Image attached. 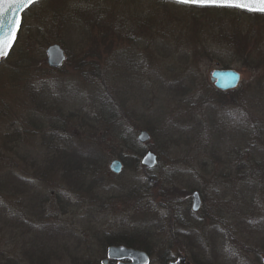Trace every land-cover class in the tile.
Returning a JSON list of instances; mask_svg holds the SVG:
<instances>
[{
  "label": "rangeland",
  "instance_id": "1",
  "mask_svg": "<svg viewBox=\"0 0 264 264\" xmlns=\"http://www.w3.org/2000/svg\"><path fill=\"white\" fill-rule=\"evenodd\" d=\"M236 9L37 0L22 12L0 58V264H102L115 234L149 242V264H263L264 199H238L235 166L264 139V12ZM52 43L66 54L56 68ZM214 69L238 85L218 90ZM54 152L83 165L58 157L43 172Z\"/></svg>",
  "mask_w": 264,
  "mask_h": 264
},
{
  "label": "water",
  "instance_id": "2",
  "mask_svg": "<svg viewBox=\"0 0 264 264\" xmlns=\"http://www.w3.org/2000/svg\"><path fill=\"white\" fill-rule=\"evenodd\" d=\"M37 1V0H35ZM177 1V0H174ZM32 4V3H31ZM30 4V5H31ZM29 4L20 3L19 0H0V40H5L9 34H14V39L11 40V45L6 49L8 54L12 48L18 32L21 27L22 12L30 6ZM195 5V4H194ZM258 8V6H256ZM238 8V7H237ZM242 9V8H240ZM246 10V9H244ZM249 11V10H248ZM255 12H261L259 10H252ZM46 62L51 67H60L66 60V55L63 48L57 44L52 43L46 49ZM210 79L213 85L222 91L232 89L236 87L240 81V74L232 69H214L210 72ZM150 135L147 130L142 129L137 134L139 142L148 141ZM157 155L151 150H147L140 158V165L146 169H154L157 165ZM110 170L114 173H119L122 168V163L118 159H114L110 163ZM191 211L197 212L202 205V199L197 190H194L191 194ZM110 259L118 260L117 264H149L150 255L144 250L127 247L124 245H109L106 249V256L102 259V264H108ZM167 264H191L185 256L181 255L174 260H170Z\"/></svg>",
  "mask_w": 264,
  "mask_h": 264
},
{
  "label": "trees",
  "instance_id": "3",
  "mask_svg": "<svg viewBox=\"0 0 264 264\" xmlns=\"http://www.w3.org/2000/svg\"><path fill=\"white\" fill-rule=\"evenodd\" d=\"M225 9V8H221ZM238 11H244V10H239ZM235 11V10H234ZM250 14V13H248ZM253 16H257L258 14L252 13ZM259 16V15H258ZM81 71V70H80ZM97 70H93L92 75H97ZM223 92V91H222ZM263 129H261V132ZM264 134V131H263ZM247 136V132L244 137ZM253 145V144H252ZM243 151L248 154H250V157H247L246 164H244L241 160L239 163L235 166V182L236 185H238L239 189L237 194L238 199H264V139L262 144H256V151H250L247 146L243 148ZM142 152L139 151L137 152V155ZM81 154L76 153V155L73 157L70 154H67L66 152L61 153V156H57L54 152V154L51 158V160L46 162V165H44V170H51L49 166H54L55 163L57 162V159L59 157V165L61 167L63 166L64 170H67V165L72 164L73 167H79L83 165L84 159L79 158ZM57 156V157H56ZM79 158V159H78ZM250 158L253 160V164H249ZM246 160V159H245ZM79 165V166H78ZM70 168L72 166H69ZM53 171V170H52ZM235 185V186H236ZM237 187V186H236ZM46 201V200H45ZM44 202V201H43ZM106 243L108 245H124L127 247H132V248H137V249H142L146 251L147 253H150V246L149 242L147 243L146 241L142 240L141 238H138L136 236H127V235H110V237H106ZM106 246V247H107ZM166 255V254H165ZM171 259H174L170 256L167 257V255L163 259V264H167V262ZM18 264V263H14Z\"/></svg>",
  "mask_w": 264,
  "mask_h": 264
},
{
  "label": "snow or ice",
  "instance_id": "4",
  "mask_svg": "<svg viewBox=\"0 0 264 264\" xmlns=\"http://www.w3.org/2000/svg\"><path fill=\"white\" fill-rule=\"evenodd\" d=\"M20 3L31 4L35 0H19ZM179 3L195 4L197 6H215V7H238L249 11L259 10L264 12V0H177ZM258 6V8L256 7ZM8 40L5 43L4 40H0V56L6 54V49L10 47L11 40L14 39V34H9L4 38Z\"/></svg>",
  "mask_w": 264,
  "mask_h": 264
},
{
  "label": "flooded vegetation",
  "instance_id": "5",
  "mask_svg": "<svg viewBox=\"0 0 264 264\" xmlns=\"http://www.w3.org/2000/svg\"><path fill=\"white\" fill-rule=\"evenodd\" d=\"M263 260H264V257H263ZM116 264H117V261H116Z\"/></svg>",
  "mask_w": 264,
  "mask_h": 264
}]
</instances>
